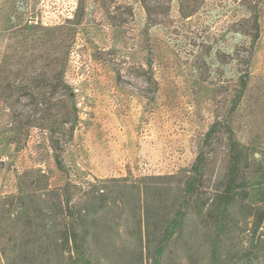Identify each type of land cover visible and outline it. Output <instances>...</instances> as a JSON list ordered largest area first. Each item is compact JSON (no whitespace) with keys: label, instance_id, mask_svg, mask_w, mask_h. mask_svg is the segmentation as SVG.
I'll use <instances>...</instances> for the list:
<instances>
[{"label":"rangeland","instance_id":"374dc122","mask_svg":"<svg viewBox=\"0 0 264 264\" xmlns=\"http://www.w3.org/2000/svg\"><path fill=\"white\" fill-rule=\"evenodd\" d=\"M232 140L248 147L244 204L260 206L264 0H0V198L30 168L82 193L122 179L123 199L98 215L94 264H152L178 212L161 264H213L217 236L223 264H247L250 211L239 205L220 233L210 206ZM147 184L173 193L147 199Z\"/></svg>","mask_w":264,"mask_h":264},{"label":"trees","instance_id":"16d2710c","mask_svg":"<svg viewBox=\"0 0 264 264\" xmlns=\"http://www.w3.org/2000/svg\"><path fill=\"white\" fill-rule=\"evenodd\" d=\"M180 9L185 17L194 13L184 1L181 2ZM63 87H67V84H63ZM15 90L11 84L6 87V91ZM53 150L56 164L62 170L61 154L56 147ZM249 161L248 147L232 140L224 183L222 189L212 198L210 206L211 213H217L216 224L220 233L227 227L226 219L239 205L250 211L249 216L253 217V232L256 235V252H248L252 258L250 257L247 264H253L254 259L260 258L264 261V203L260 206L244 204L248 192L242 176L249 167ZM17 179V192L0 198V264H94L92 246L100 240L98 233L94 231L99 221L98 215L110 210L113 198L114 204L123 199V180L107 179V182L116 184L115 192L104 189L95 192L91 189L82 193L71 182L52 186L49 174L40 167L23 170ZM193 179L189 177L185 183L184 191L187 195L195 191ZM150 193L158 196L173 191L171 188L163 189L147 184V199ZM145 213V227L149 231L152 214L149 202L145 204ZM178 213L166 221L162 237V242L166 245L183 226L184 212L179 216ZM222 237L217 236L212 241L210 258L213 264H223ZM166 245H159L155 249L152 264L162 263L161 257Z\"/></svg>","mask_w":264,"mask_h":264}]
</instances>
